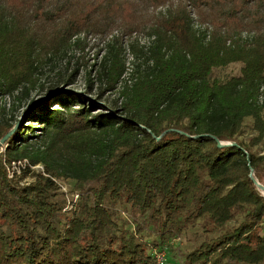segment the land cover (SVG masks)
I'll return each mask as SVG.
<instances>
[{
  "label": "trees",
  "instance_id": "trees-1",
  "mask_svg": "<svg viewBox=\"0 0 264 264\" xmlns=\"http://www.w3.org/2000/svg\"><path fill=\"white\" fill-rule=\"evenodd\" d=\"M80 33L111 35L95 88L91 69L83 90L74 71L35 87ZM125 36L133 79L108 103ZM6 94L0 137L19 122L0 150V264H158L163 238L196 225L185 263L264 264V192L249 176L264 183V0H0ZM22 157L43 171L8 176ZM60 180L78 191L70 208Z\"/></svg>",
  "mask_w": 264,
  "mask_h": 264
},
{
  "label": "rangeland",
  "instance_id": "rangeland-1",
  "mask_svg": "<svg viewBox=\"0 0 264 264\" xmlns=\"http://www.w3.org/2000/svg\"><path fill=\"white\" fill-rule=\"evenodd\" d=\"M110 34L108 35H100L99 33H80L75 38H72L70 43L64 44L63 47L59 50L57 49L52 55L51 60L47 61L43 67L39 71L34 73L35 78V87L39 86V83L48 82L50 78L57 76L58 74L62 77H68L70 72L74 71L73 83L71 86L76 87L77 89H84L86 87V79L88 70L90 71V76H93V80L95 78L96 68L98 63L105 51L104 43L110 38ZM124 50L123 55L125 58V70L121 75V78L117 82V86L114 90L107 91L104 93L103 98L106 102L111 103L113 98L117 95L118 89L121 85L126 81V83H130L133 78L130 77V71L132 67V59L133 54L131 52L130 47L127 45L129 38L125 36L124 38ZM138 42L143 45H147L148 41L146 37L139 36ZM59 50V51H58ZM239 62H232L228 66H226L223 71L225 72H236L239 68ZM94 88L97 84L96 80H94ZM34 83V84H35ZM35 93V90H32V94ZM92 95L95 94V89L91 92ZM11 101V94H6L0 96V105L3 106L5 104V108L8 109ZM120 102V99H118ZM21 117V116H20ZM249 120H245L247 123ZM248 130V129H247ZM264 146V145H263ZM0 150H3V146L0 147ZM26 168L30 169H40L42 170V166H26ZM31 179V174L25 176L23 180ZM60 188L64 191L65 196L73 201L78 200V196H75L77 190L71 189V184L60 180L59 183ZM73 197V199H72ZM125 217L131 219L130 214L126 211H122ZM131 226L134 225V221L130 222ZM152 232V231H150ZM153 235L150 234L149 238ZM203 239V233L201 228L196 225L194 227L188 228L184 231H176L171 230V234L167 235L163 238V243L160 245L161 250L157 254V258L159 264H187L184 262V252L193 248L196 244H198ZM156 249H159L156 246ZM173 262V263H169Z\"/></svg>",
  "mask_w": 264,
  "mask_h": 264
},
{
  "label": "built area",
  "instance_id": "built-area-1",
  "mask_svg": "<svg viewBox=\"0 0 264 264\" xmlns=\"http://www.w3.org/2000/svg\"><path fill=\"white\" fill-rule=\"evenodd\" d=\"M6 168H7V174L8 176H13L15 173H19L23 168H25L26 166H42L40 163L37 164H31L29 162V160L27 159V157H22V158H16V159H11L9 161L5 162ZM43 171V166H42V170ZM75 196H77V193L75 194ZM72 206V202L70 201V199L67 198V204L64 208H70ZM161 250V247H159V249L154 248L153 250V254L156 258L157 263L159 264L158 258H157V254L158 252Z\"/></svg>",
  "mask_w": 264,
  "mask_h": 264
},
{
  "label": "water",
  "instance_id": "water-1",
  "mask_svg": "<svg viewBox=\"0 0 264 264\" xmlns=\"http://www.w3.org/2000/svg\"><path fill=\"white\" fill-rule=\"evenodd\" d=\"M21 118V117H20ZM19 120L7 131L5 132L1 137H0V147L5 143V141L7 140V138L9 137V135L11 134V132L16 128V126L18 125ZM210 136H212L213 138H215L217 140L218 145H225V144H236V141L234 140H220L216 135L213 134H209ZM158 137V136H157ZM248 157V156H247ZM250 178L253 180V182L257 185V187L264 192V183L259 182L252 170L249 173Z\"/></svg>",
  "mask_w": 264,
  "mask_h": 264
}]
</instances>
